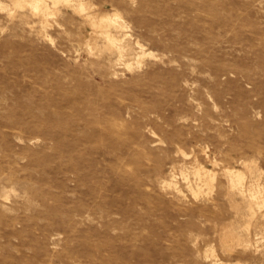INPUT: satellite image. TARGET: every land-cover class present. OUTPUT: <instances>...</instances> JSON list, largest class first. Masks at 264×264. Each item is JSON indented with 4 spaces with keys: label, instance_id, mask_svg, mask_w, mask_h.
Returning <instances> with one entry per match:
<instances>
[{
    "label": "rangeland",
    "instance_id": "obj_1",
    "mask_svg": "<svg viewBox=\"0 0 264 264\" xmlns=\"http://www.w3.org/2000/svg\"><path fill=\"white\" fill-rule=\"evenodd\" d=\"M87 1L154 54L114 76L72 6L0 0V264H264L228 171L264 190V0Z\"/></svg>",
    "mask_w": 264,
    "mask_h": 264
},
{
    "label": "bare ground",
    "instance_id": "obj_2",
    "mask_svg": "<svg viewBox=\"0 0 264 264\" xmlns=\"http://www.w3.org/2000/svg\"><path fill=\"white\" fill-rule=\"evenodd\" d=\"M19 1H21L20 2V5H22V6L30 5V7H32V9H33V12L32 13L34 15H39V16L42 17L40 19V22H41L42 26L44 27V29L46 28V24H47V22L49 20V16L52 15V14H53V16H55L54 13H57L59 11V10L57 11V8H56V5L58 3L65 2L69 6H72L75 11L79 12L80 14H82L84 16L85 22L86 23H89L91 25V29L92 30H91V32L88 31L90 33V35L88 33L89 36H86L88 46L91 49L94 50L95 49V46H100L99 41L96 40V39H98L100 37H105L106 40L108 41L107 48H108L109 52L107 54V58H108L107 59V62L109 63V66L112 68L111 69L112 70L111 71V74L113 73L114 76L117 73H119V75H121V73L118 72V70H119L118 69V65H121V64L125 63L128 66L132 67V65H133V63L135 61L140 63L142 61V58L144 56H147L148 54H151V55L154 54L153 51H148L147 50L146 45H144L140 41V39H136V38L133 37V34L130 31V29H129L132 24L131 23H130L131 25L128 24L127 22H129V21L126 22V19L123 18L122 14L120 12H118V11H113L112 12V11H106V10H97L96 9L97 7L93 6V4H94L93 1L92 2H89L87 0H18V4H19ZM62 5H64V4H62ZM17 6L18 5H16V7ZM16 7L12 5V7L9 8L10 13H15ZM94 7H95V9H94ZM14 16H15V14H14ZM58 24H60V23H58ZM61 24H62V22H61ZM63 25H65V24H63ZM63 25H62V27L64 28ZM131 27H133V26H131ZM64 30H65V28H64ZM47 33L48 32L45 33L46 36H47ZM92 40H95L96 45L92 43ZM104 49H105V47H104ZM101 50H103V49H101ZM103 54H105V53H103ZM192 152H194V151H192ZM242 169L243 168L240 169V167L239 168L229 167L228 168V171H229V173L231 175L230 177L232 179V180L230 179V181H232L231 183L234 184V185H236L239 188V192L243 196H248L249 195L250 198H252V199L255 200V201L252 200L253 203L252 204H249V205H251V209L250 210L252 211V216H257V214L263 209L262 207L264 206V195H263L264 190H262L263 189L262 188L263 186L261 187L260 186V183L257 182V181H256L257 183L256 182L255 183L253 182V183H250L249 184L247 182L248 184H246L245 177L248 176V178H249L250 176L249 175L246 176V173L245 172L247 171V169H246V171H244L245 168L243 170ZM180 172L182 173L183 171H180ZM194 175H198L199 178L201 179V181H204L205 184H211L216 179L215 178L216 177L215 171L212 168H209V167H207L205 165H202L200 163L196 165V173H194ZM174 176H175V174H174ZM184 176H186V175H184ZM186 177H188V174H187ZM199 178L197 180L198 182H199ZM260 178H262V177H260ZM175 179H177V177ZM188 180H190V179L188 178ZM164 181H165V183H168V185L169 184L171 185L173 183L172 180L165 179ZM190 183H191V181H190ZM233 186H231L232 189L236 187V186L235 187H233ZM191 187H192V185H191ZM201 188H202V186L199 189H195V190L194 189L192 190L191 188L190 189L192 191H194L195 194H200L201 192H203L202 191L203 188L202 189ZM200 189H201V191H200ZM207 189H209V188H207ZM227 190L230 191L229 189H227ZM233 190L235 192V189H233ZM233 190H231L232 191L231 193H234ZM198 191H200V193H198ZM207 191L209 192V190H207ZM230 195H232V194H230ZM234 196H235V194H234ZM234 199H235V197H234ZM250 203H251V201H250ZM252 216H251V219H253ZM250 223H251V221H250ZM247 224L249 226V223L248 222H247ZM251 225L252 224H250V226ZM250 239H251V237H250ZM250 241L251 240H249V242ZM257 242L260 243V240H258ZM250 244H252V243L250 242ZM248 245H249V243H248ZM211 246H213V245L211 244ZM212 248H214V246ZM206 253H207V251H206ZM210 254H212V252ZM209 256L211 257V255H209ZM213 256L214 255L212 254V257ZM218 256L219 255H215V259L212 260L213 261V264H229L230 263V261H229V263L226 262V261H218ZM216 257H217V259H216ZM238 263H239V261H238Z\"/></svg>",
    "mask_w": 264,
    "mask_h": 264
}]
</instances>
